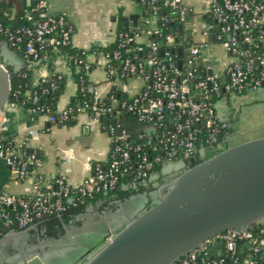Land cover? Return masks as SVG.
Instances as JSON below:
<instances>
[{
  "label": "built area",
  "instance_id": "obj_1",
  "mask_svg": "<svg viewBox=\"0 0 264 264\" xmlns=\"http://www.w3.org/2000/svg\"><path fill=\"white\" fill-rule=\"evenodd\" d=\"M136 1L143 12L141 18L136 25L129 23L118 30L114 41L117 47L103 52L106 59L103 69L111 89L102 96L95 85L91 91L93 103L85 101L77 110L91 113L98 122L101 114L113 110L117 116L127 114L134 118L144 128L134 134L124 129L119 134L123 124L107 127L105 131L111 138L108 157L92 165L90 175L79 186L70 184L63 173L45 179L39 170L43 163L40 152L27 142L14 139L1 145L0 160L10 167L11 180L14 183L30 180L31 193L18 195L6 186L0 187V237L36 225L47 217L60 216L70 206L92 199L97 193L114 190L127 176H130L128 184L124 185L131 187L145 183L157 165L186 162L193 157L206 159L209 152L222 147L221 139L227 133L223 138L226 141L232 127L219 113L214 97L264 88V0H203L200 13L186 0ZM49 6L50 0H36L34 9L40 17L25 15L23 24L10 26L0 21V42L23 53L30 71L25 95L31 103L38 102L41 93L55 91L57 80L67 78L54 65L50 68L54 55L65 57L71 74H79V80L74 79L80 91L85 90L93 69L86 54L64 50L72 45L74 27L62 13L47 14ZM204 13L211 15L215 23L204 19ZM141 37L147 38V42H137ZM215 43L228 55V62L220 71L215 70L207 54ZM129 44L134 45L133 53L123 57L122 51L128 52ZM119 59L122 61L117 70L113 61ZM35 64L44 67L48 74L34 78ZM22 75L29 74L24 71ZM51 75L56 78L51 80L50 87L39 91L41 83ZM126 77L128 81L140 80L137 92H131L128 82L122 81ZM117 90L124 94L123 98H116ZM26 110L46 115L51 123L65 124L73 109L67 105L57 110L58 116L39 105ZM214 245L221 246L219 253L212 251ZM229 262L264 264V217L246 230L229 228L206 239L173 264Z\"/></svg>",
  "mask_w": 264,
  "mask_h": 264
},
{
  "label": "crops",
  "instance_id": "obj_2",
  "mask_svg": "<svg viewBox=\"0 0 264 264\" xmlns=\"http://www.w3.org/2000/svg\"><path fill=\"white\" fill-rule=\"evenodd\" d=\"M186 1L194 9L196 0ZM198 1L197 10L194 9L196 13H200L203 7V0ZM35 3L36 0H0V21L16 26L22 22L25 15L37 16L38 13L34 9ZM137 4L136 0H50L47 14L62 13L72 24L74 27L72 46L87 51V60L95 65L89 75V80L97 85L102 96L108 93L111 84L105 77L103 67L106 59L100 49L114 43L121 17H123L122 26L125 28L127 27L126 20L134 25V21L130 19L132 15H138V20L141 18L143 12ZM262 18L264 22V12ZM137 42L144 44L147 38L141 37ZM0 47L1 50L4 48V52L2 50L1 53L6 65L13 69H21L25 66L26 61L18 52L3 42H0ZM207 54L216 71L224 69L228 62V55L221 45L216 43L211 45ZM52 62L54 69L65 73L67 77L65 90L57 105V110L61 111L69 104L78 87L74 75L71 74V66L68 65L65 57L54 55ZM47 74L48 71L44 67L39 64L34 65V78ZM140 85V80L130 79L128 81V88L131 92H137ZM259 91L264 93V88L256 89L254 92ZM218 101L216 104L219 111ZM219 113L227 119L222 112L219 111ZM126 119L124 117L123 128L127 132L134 134L144 128L142 124L133 129L126 128ZM227 120L232 123L233 127L231 118ZM0 123L2 126L0 132L1 130L11 132L17 141H25L30 147L39 150L43 161L39 170L45 179H51L63 173L73 186L82 184L90 175L94 163L107 159L111 147L109 134L102 130L100 123L92 114L86 112H80L72 125L56 124L51 123L46 115L31 113L22 106L8 103L0 113ZM234 135L232 129L223 145L236 144L249 139L231 142L228 137ZM175 162L179 163L173 164L171 170L152 172L150 178L144 183L146 185L144 191L121 201L99 199L88 204L84 210L72 218L73 223L70 226H65L64 234L55 238L57 246L64 248L68 245H82L87 242V251L81 258V264L84 263L128 221L157 202L156 189L161 184L159 177L162 176L165 181L170 174H177L186 167L185 161H171V163ZM4 186L18 195L31 193V181L24 180L14 183L11 180L10 167L4 160H0V187ZM127 187L123 185V188ZM68 240L72 241L68 242ZM39 241L41 240L34 239L22 243V247L27 250L23 256H18L19 251L16 249L3 255L6 264H46L44 257L49 253L51 243L42 240V244L38 246L36 244ZM220 250V245L212 247L215 253H219ZM58 259L57 256L51 254L49 260L58 264Z\"/></svg>",
  "mask_w": 264,
  "mask_h": 264
},
{
  "label": "water",
  "instance_id": "obj_3",
  "mask_svg": "<svg viewBox=\"0 0 264 264\" xmlns=\"http://www.w3.org/2000/svg\"><path fill=\"white\" fill-rule=\"evenodd\" d=\"M138 17H130L134 25ZM10 91L9 70L0 51V111L9 103ZM119 118L123 124V114ZM123 130L121 125L119 134ZM156 190L157 202L128 221L83 264H173L206 239L229 228L246 230L263 218L264 136L227 144L200 163L186 166ZM36 225L4 235L0 246L7 237ZM0 264H6L1 250Z\"/></svg>",
  "mask_w": 264,
  "mask_h": 264
},
{
  "label": "trees",
  "instance_id": "obj_4",
  "mask_svg": "<svg viewBox=\"0 0 264 264\" xmlns=\"http://www.w3.org/2000/svg\"><path fill=\"white\" fill-rule=\"evenodd\" d=\"M144 14H148L146 11H144ZM38 17H40V15H38ZM204 19H206L208 22H212L215 23V19L207 14L204 13L203 15ZM26 23V21H22L20 24ZM123 25V17H121V22H120V26L118 27V30H122L125 29V27L122 26ZM2 37H0V41H1ZM117 47L116 43H112L107 47L101 48L100 51L102 52H108V51H113V49H115ZM134 45L133 44H129L128 48H130V50L128 52H124L122 51V55L123 57L126 55H130L132 52ZM64 50L68 51L71 54H77V53H84L87 54V51L83 50V49H78L76 47H73L72 45L68 46L67 48H64ZM23 58V53H19ZM159 55H161V51L158 52ZM122 57V58H123ZM140 57H144L143 55H141ZM182 58V57H180ZM122 59L119 60H114V65L117 68V70H119V66L121 64ZM3 64L10 70L11 72V87H12V93L10 95L9 98V103H14L18 106H23L25 109H27L30 106H44L47 109V113L50 114H55L56 116H58V111H57V105H58V101L60 99L61 94L64 92L65 90V86H66V78H63L61 80H57V84L58 87L55 91L52 92H45V93H41L40 94V98L38 100V102L35 103H31L27 101V96L25 95V84L27 82L30 81V71L26 68V64L25 66L19 70V71H15V69H13L11 66L6 65L3 61ZM92 67L94 68L95 65L92 64ZM50 68L53 69V64L50 65ZM27 71L28 72V76L24 77L22 75V72ZM75 79L78 81L79 80V74H74ZM56 75H51L50 79L48 81L42 82L41 85L39 86V91H42L45 88H49L50 87V83L52 79H55ZM123 82H128V78H123L122 79ZM96 84H94L93 82H91L89 80V77H87L86 83H85V90L84 91H80L79 87L77 89L76 94L71 98L70 102L68 105H70L72 107V111L70 113V118L68 121L65 122L66 125H72L75 123L76 121V117L77 115L80 113L77 109L79 106L83 105L84 102H89L90 104L93 103L94 99H93V95H92V88L95 86ZM15 90H18L17 93H15ZM115 96L118 99H121L124 97V94L121 93L119 90L115 91ZM221 98H215L214 97V101H218ZM108 102V100H107ZM111 105V103H110ZM91 114V113H90ZM124 117L128 118L129 116L127 114H124ZM99 122H100V126L102 128V130H106L107 127H109L111 124L112 125H117L118 123H120V118L119 116H117L115 114V112L113 110L105 112L103 114H101V116L99 117ZM233 128L231 127L230 130L228 131V134L230 133V131ZM117 133V131H116ZM227 133L224 134V137ZM228 136V135H227ZM222 137V141L226 142L225 140H223ZM15 139L14 135L11 132L5 131V130H1L0 132V146L1 145H8L10 141H13ZM227 145V144H226ZM223 146V144H222ZM224 147H220L219 149H216L215 151H213V154L217 151L222 150ZM211 155H209L210 157ZM203 159L199 158V157H193L191 159H189L188 161H186V166H194L198 163H200ZM95 164V163H94ZM93 164V165H94ZM163 167V164L157 165L152 169V172H161ZM130 176H127L126 178L122 179V181L117 185V187L114 190L111 191H107V192H100L97 193V195L92 198V199H86L83 203H78L76 206H70L66 212H64L62 215L57 216H50L47 217L43 220H41L40 222L37 223L36 227L33 229H30V232L33 233H38L41 237H60L64 234V230H65V226H70L73 223V217L81 212L82 210H84V208L90 204L91 202L97 201L99 199H107L108 201H113V200H117V201H121L124 200L126 198H128L129 196L136 194L138 192L144 191L145 190V186L144 183H138L135 186H131V187H127V188H123L124 183L128 184L127 181L129 179ZM159 181L162 183L164 182V179L162 176L159 177ZM19 230H23V229H19ZM2 238V237H0ZM14 250V249H13ZM11 250V251H13ZM230 264V262H229Z\"/></svg>",
  "mask_w": 264,
  "mask_h": 264
},
{
  "label": "rangeland",
  "instance_id": "obj_5",
  "mask_svg": "<svg viewBox=\"0 0 264 264\" xmlns=\"http://www.w3.org/2000/svg\"><path fill=\"white\" fill-rule=\"evenodd\" d=\"M196 5L194 7L195 10H197V4L199 3L198 0L195 1ZM139 6V4H137ZM6 47V46H5ZM3 50V51H2ZM0 51L4 52V48ZM14 57L16 58V55L14 54ZM137 81H139L138 78H136ZM133 80V79H132ZM256 90H250L245 93L241 94H235V95H225L221 97L218 101V108L219 111L223 113L224 116L227 117V119L232 120L233 122V130L235 135L231 136L228 139L231 140V142H239L241 140H244L246 138L253 139L257 137H261L264 135V93L254 92ZM126 128H136L137 126L141 125L137 120H135L132 117H128L126 119ZM222 147H226V145H223ZM221 147V148H222ZM209 155H213L212 152H209ZM179 162L171 163L167 162L165 167H162L163 171L171 170L173 167V164H177ZM175 174H170L167 179L171 176H174ZM41 240L36 245L40 246L42 244V240H45L47 242L50 241V247H49V253L45 255L44 260L46 264H55L53 262H50L51 254L57 256L58 264H81V258L86 253L88 246L87 242L86 244L82 245H74L61 248V246H57L56 242L54 241L55 238L51 237H41L38 233H31L30 231H25L19 235H12L6 238V240L3 242V244L7 245L11 240H15L16 248L22 247V243H27L29 240ZM72 240H68V242H71ZM2 244V247H5ZM3 250V248H2ZM23 250L21 249V252H19L18 256H23L22 253ZM3 253V252H2ZM4 255H6L4 253ZM17 256V255H16ZM83 264V263H82Z\"/></svg>",
  "mask_w": 264,
  "mask_h": 264
},
{
  "label": "flooded vegetation",
  "instance_id": "obj_6",
  "mask_svg": "<svg viewBox=\"0 0 264 264\" xmlns=\"http://www.w3.org/2000/svg\"><path fill=\"white\" fill-rule=\"evenodd\" d=\"M172 177V176H171ZM171 177H169L168 179H170ZM167 179V180H168ZM31 233H33V232H31ZM3 244V243H2ZM2 244H1V246H0V250H1V252H3L2 254L4 255V253L5 254H8V252H11V250H13V249H16V250H18L19 252H21V249L20 248H16V245H15V240H11L9 243H7V245L5 244H3L5 247H2ZM2 248H3V250H2ZM21 248H23V250H24V252H22V253H26V248H24V247H21ZM14 251V250H13Z\"/></svg>",
  "mask_w": 264,
  "mask_h": 264
}]
</instances>
